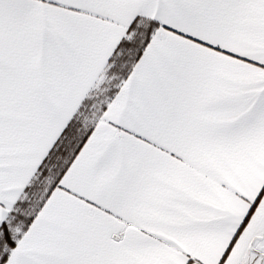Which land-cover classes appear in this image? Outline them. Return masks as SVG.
I'll use <instances>...</instances> for the list:
<instances>
[{
    "label": "snow or ice",
    "instance_id": "snow-or-ice-1",
    "mask_svg": "<svg viewBox=\"0 0 264 264\" xmlns=\"http://www.w3.org/2000/svg\"><path fill=\"white\" fill-rule=\"evenodd\" d=\"M0 264H264V0H0Z\"/></svg>",
    "mask_w": 264,
    "mask_h": 264
}]
</instances>
